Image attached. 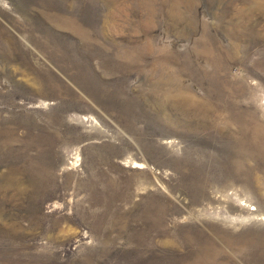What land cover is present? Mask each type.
<instances>
[{
	"label": "rangeland",
	"instance_id": "374dc122",
	"mask_svg": "<svg viewBox=\"0 0 264 264\" xmlns=\"http://www.w3.org/2000/svg\"><path fill=\"white\" fill-rule=\"evenodd\" d=\"M0 264H264V0H0Z\"/></svg>",
	"mask_w": 264,
	"mask_h": 264
}]
</instances>
